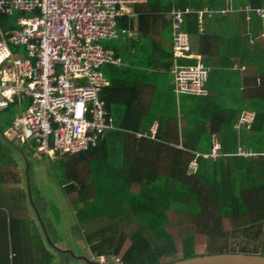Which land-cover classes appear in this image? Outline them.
<instances>
[{
    "label": "trees",
    "instance_id": "1",
    "mask_svg": "<svg viewBox=\"0 0 264 264\" xmlns=\"http://www.w3.org/2000/svg\"><path fill=\"white\" fill-rule=\"evenodd\" d=\"M160 1L136 5V16L120 19L121 27L130 25L143 37L159 24L169 32V11L189 7L194 13L184 16L182 29L198 34V12L220 14L225 7V0ZM229 1L233 11L242 7L236 33L229 34L232 26L226 16L211 20L203 15L201 48L210 50L214 45L202 61L208 70L206 95L179 94L177 102L170 100L155 115L151 88L132 80L131 68L104 66L107 87L102 99L115 130L107 131L94 148L55 155V160L47 157L61 170L60 189L76 223L83 227L79 228L88 256L104 257L105 262L112 257L121 264H170L221 253L264 256V51L259 39L264 32V0ZM160 49L163 59L171 57V50ZM194 62L187 60L184 65ZM160 67L170 70L167 62ZM245 111L254 113L252 123L235 128ZM154 121L157 130L151 138L148 129ZM143 132L145 137H136ZM214 136H218V156L204 158L211 153ZM238 148L256 156L236 155ZM192 161L196 170L189 172ZM29 188L28 194L24 176L22 217L0 221V264H58L57 258L70 257L47 243L45 233L58 247L56 231L44 216L43 196L30 181ZM175 211L186 214L206 235L204 253L195 252L194 236L183 238L177 247L166 230L169 214ZM225 220L228 228L223 226ZM97 221L105 223L89 229ZM122 223L134 229L118 230Z\"/></svg>",
    "mask_w": 264,
    "mask_h": 264
},
{
    "label": "built area",
    "instance_id": "2",
    "mask_svg": "<svg viewBox=\"0 0 264 264\" xmlns=\"http://www.w3.org/2000/svg\"><path fill=\"white\" fill-rule=\"evenodd\" d=\"M136 1L0 0V18L15 15L0 25V111L25 106L13 119L10 133L17 143L32 149L34 158L86 151L115 129L102 99L106 81L100 69L120 65L121 58L101 44L127 33L118 29V19L125 6ZM191 13L189 7L168 13L175 95H206L207 68L200 62L177 63L194 56L190 36L182 29L184 16ZM211 13L198 12V18ZM253 119V112L241 113L237 128L249 127ZM151 130L152 138L156 124ZM217 150L202 156L216 158ZM236 155L256 156L242 148ZM188 169L194 172L196 162ZM98 259L105 262L104 257Z\"/></svg>",
    "mask_w": 264,
    "mask_h": 264
},
{
    "label": "crops",
    "instance_id": "3",
    "mask_svg": "<svg viewBox=\"0 0 264 264\" xmlns=\"http://www.w3.org/2000/svg\"><path fill=\"white\" fill-rule=\"evenodd\" d=\"M145 4H146V0H137L133 4H128L125 6V10H124L125 13L122 15V17L118 19V29L120 31L125 30L127 33L123 36H120L116 40H109L114 42L113 48H109V49L114 50L117 56L121 58V64L111 65V66H115L118 68H131L132 72H130L129 74L130 78L132 80L137 79L141 81L142 82L141 84H144V86L147 89L149 87L151 88V93H152L151 109L155 107L154 109L156 110L155 115H160V112L163 111V108H165L167 102H169L170 100L177 102L179 99V95L176 96L174 92H172L173 91L172 86L174 84V76L172 75L171 72L174 64L173 53L170 58L163 59L164 54L161 53V49H160V47H163L165 49L172 51V45H173L172 27L171 29H169L168 32L165 29H163L160 24L159 26H153L151 28V31L148 33V35L146 37H143L140 33L131 30L129 28L130 25L127 27H121V23L119 22V20L123 19L124 17H127L128 20L133 19L136 16L135 11H137L135 6L136 5L143 6ZM238 8H239L238 10L233 11L232 9H230V1L225 0V7L221 10L222 13L220 14L211 13L210 16H207L205 14L206 15L205 18L207 19L211 18L212 20L214 16H219V17L226 16L228 18L229 24L232 26V28H229L231 30L229 34H233V32L236 33L238 31V26H239L240 10L242 7L240 6ZM206 10L207 9H204L203 11ZM203 15L201 20H199L198 18V22H199L198 34L188 33L191 40V53L194 55L193 58L189 60H195V62L190 65H195L197 62L202 63L203 58L208 57L209 53H211V51H213L214 48L213 44L210 46V50L205 46L204 47L202 46L201 48V42H200L201 40L199 38V35L202 34L204 29ZM259 39H261L262 41L261 42L262 49L264 51V32L261 33ZM104 48H108V47H104ZM187 60L188 59H180L177 60V63L184 65L186 64ZM166 62L170 65L169 71H166L163 67H160L161 64ZM104 66H108V65H104ZM235 66L237 68V64ZM102 67L100 71L106 81V85H105L106 88L107 79L104 75ZM12 108L17 109L16 115H14L11 121L3 122V124L0 123V176H3L2 179H0V212H1L0 221L4 217L8 218V217H12V215L16 217L18 216L22 217L24 212L23 210L24 200L22 199L24 194L23 167L20 164V161L14 160V157L11 156L6 151L8 150V147L17 149V151L20 152L21 156H23L24 159L26 160L23 148L21 147L24 146V144L17 143L16 140L13 138V135L10 133L13 119L17 116L20 110L25 108V106L23 105L10 106V108L6 109V111L13 110ZM155 124L157 130V121H154L148 129L151 135H152L151 129ZM237 125L238 124L236 123L235 128H237ZM138 134L147 135V132L136 133V137L140 138L137 136ZM217 142H218V136H214L213 148L218 146ZM31 154L32 157L34 158L33 151H31ZM195 154L196 156L200 155V153H195ZM27 216L31 218L32 214L31 213L27 214ZM62 247L64 246L58 245V248L63 249ZM80 255L85 256L84 252L80 253ZM13 256H14L13 253L10 252L8 256L10 263L13 260Z\"/></svg>",
    "mask_w": 264,
    "mask_h": 264
},
{
    "label": "rangeland",
    "instance_id": "4",
    "mask_svg": "<svg viewBox=\"0 0 264 264\" xmlns=\"http://www.w3.org/2000/svg\"><path fill=\"white\" fill-rule=\"evenodd\" d=\"M15 18V15L7 16L0 25L4 22L12 21ZM103 47L113 48V41H104L101 44ZM13 110H4L0 112V123L11 121V119L16 115L17 109L12 108ZM23 148L26 160L21 156L20 152L17 149L8 147V152L11 156L14 157V160L20 161V164L23 167V176H29V181L31 186L35 189L36 192L40 193L43 196V200L46 205V210L44 209V216L49 219L51 225H53L56 233L53 235L55 241L61 245L63 250H72L75 257H81L80 253L85 254L88 257L87 252L88 248L84 242L81 229L74 217V211L67 203L66 197L62 190L60 189V180H61V170L55 164L54 160H50L47 157H40L38 159L33 158L31 151L32 149L28 145L21 146ZM28 165V173L26 175V166ZM26 183V182H25ZM24 186V185H23ZM24 188V187H23ZM136 187L133 186V190L136 191ZM27 214H30V210L26 207ZM170 223L166 226V230L173 236L177 247L181 240L188 236H194L195 243V252L197 254L204 253L206 251V245L208 244L207 237L204 234L199 233L193 225L192 221L186 214L171 212L169 214ZM104 221H97L90 225L91 230L100 228L104 225ZM224 228H228L230 225L227 220L223 223ZM83 228V227H82ZM85 230L87 228L84 227ZM134 229L133 225L126 226L124 223L119 224L120 231H125L130 233ZM90 230V231H91ZM264 239V236H263ZM264 241V240H263ZM74 256L70 257H59L56 262L58 264H85L83 260L75 259ZM92 258V257H91ZM109 262L105 264H116L118 261L115 258H109Z\"/></svg>",
    "mask_w": 264,
    "mask_h": 264
},
{
    "label": "water",
    "instance_id": "5",
    "mask_svg": "<svg viewBox=\"0 0 264 264\" xmlns=\"http://www.w3.org/2000/svg\"><path fill=\"white\" fill-rule=\"evenodd\" d=\"M28 173V165L26 166V175ZM27 180V191L28 194L30 193L29 188V179L28 176H26ZM30 204L42 226V222L40 221L39 215L37 213L36 208L31 203V198H29ZM42 229L44 231V228L42 226ZM45 233V231H44ZM45 239L47 243L53 247L55 250L62 252V253H69L70 255H73V252L71 250H63L55 246L51 241L50 238L45 233ZM75 259L83 260L87 264H102L99 259L96 260H90V258L86 256L81 257H75ZM170 264H264V256L262 255H253V254H242V253H221V254H204V255H198L190 258H185L181 260H177L175 262H172Z\"/></svg>",
    "mask_w": 264,
    "mask_h": 264
},
{
    "label": "clouds",
    "instance_id": "6",
    "mask_svg": "<svg viewBox=\"0 0 264 264\" xmlns=\"http://www.w3.org/2000/svg\"><path fill=\"white\" fill-rule=\"evenodd\" d=\"M88 258H90V260H94V259L91 258V256H88ZM98 258H99V257H98ZM98 258H97V259H98ZM117 262H119V261H117ZM117 262H116V264H117ZM104 263H105V262H104ZM104 263H102V264H104ZM119 263H120V262H119Z\"/></svg>",
    "mask_w": 264,
    "mask_h": 264
}]
</instances>
